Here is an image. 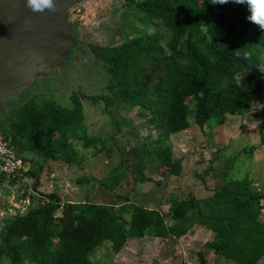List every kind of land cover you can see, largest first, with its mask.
Returning a JSON list of instances; mask_svg holds the SVG:
<instances>
[{
    "label": "trees",
    "instance_id": "1",
    "mask_svg": "<svg viewBox=\"0 0 264 264\" xmlns=\"http://www.w3.org/2000/svg\"><path fill=\"white\" fill-rule=\"evenodd\" d=\"M128 2L149 22L163 25L171 39L164 45L160 33L148 34L119 46L94 48L96 59L106 66L108 91L114 95L94 97V102L102 100L107 108L120 103L141 106L167 136L190 130L192 118L205 129L227 115H242L255 101L264 103V29L247 20L245 5L211 0ZM73 101L72 110L52 102L43 106L30 102L12 125L13 135L4 133L20 155L19 137L44 158L43 168L29 173L36 178L37 190L47 165L80 162L72 137L85 115L81 99L75 96ZM84 142L90 145V140ZM157 157L160 166L151 175L180 177L183 161L173 159L170 148ZM131 167L138 173V186L147 181L163 184L149 177L147 165ZM5 178L0 174V181ZM122 198L125 202L116 208L63 202L58 193L41 194L36 208L7 226L0 264H110L94 260L106 244L119 255L130 241L181 238L195 224L214 234L205 245L214 254L212 264H259L264 258V192H253L249 182L227 185L206 199L173 200L168 217L180 222L173 227H168L160 210L133 203L129 196ZM200 258L201 264L211 263L208 253Z\"/></svg>",
    "mask_w": 264,
    "mask_h": 264
},
{
    "label": "rangeland",
    "instance_id": "2",
    "mask_svg": "<svg viewBox=\"0 0 264 264\" xmlns=\"http://www.w3.org/2000/svg\"><path fill=\"white\" fill-rule=\"evenodd\" d=\"M69 22L79 46L72 49L68 62L58 63L53 72L37 74L21 95L6 100L0 130L12 136V125L19 122L30 102L39 106L52 102L72 110L78 96L85 121L72 142L80 162L47 165L37 190L36 178L29 173L43 168L44 158L29 148L27 139L18 138L21 157L28 162L27 175L0 181V243L9 223L36 208L41 194L58 193L63 202L115 204L116 208L125 202L122 196H129L133 203L160 210L167 216L168 227H173L180 223L168 217L173 200L206 199L227 185L245 182L253 192H264L263 102L255 101L242 115H227L205 129L192 118L190 130L167 136L141 106L120 103L107 108L104 101L93 100L114 98L108 91L110 76L104 63L96 59L94 48L119 46L157 33L165 45L171 39L166 28L149 22L128 0H85L70 11ZM262 68L264 71V52ZM85 140H90L87 147ZM166 148L171 149L173 159L183 161L180 177L151 175L160 166L157 153ZM139 163L147 165L149 177L163 184L147 181L138 186V173L131 166ZM262 204L264 219V200ZM213 237L211 231L195 224L181 238L130 241L119 255L106 244L98 249L94 260L110 264H201L200 254L208 253L212 264L214 254L207 252L205 245ZM259 264H264V258Z\"/></svg>",
    "mask_w": 264,
    "mask_h": 264
},
{
    "label": "water",
    "instance_id": "3",
    "mask_svg": "<svg viewBox=\"0 0 264 264\" xmlns=\"http://www.w3.org/2000/svg\"><path fill=\"white\" fill-rule=\"evenodd\" d=\"M83 1L55 0L52 8L33 11L27 0H0V114L37 74L68 62L77 46L69 13Z\"/></svg>",
    "mask_w": 264,
    "mask_h": 264
},
{
    "label": "built area",
    "instance_id": "4",
    "mask_svg": "<svg viewBox=\"0 0 264 264\" xmlns=\"http://www.w3.org/2000/svg\"><path fill=\"white\" fill-rule=\"evenodd\" d=\"M25 165L18 148L0 130V174L16 178L26 173Z\"/></svg>",
    "mask_w": 264,
    "mask_h": 264
},
{
    "label": "clouds",
    "instance_id": "5",
    "mask_svg": "<svg viewBox=\"0 0 264 264\" xmlns=\"http://www.w3.org/2000/svg\"><path fill=\"white\" fill-rule=\"evenodd\" d=\"M54 2L55 0H27L28 6L33 11L50 9L53 7ZM211 3L218 5L228 3L245 5L249 13L247 20L264 29V0H211Z\"/></svg>",
    "mask_w": 264,
    "mask_h": 264
},
{
    "label": "flooded vegetation",
    "instance_id": "6",
    "mask_svg": "<svg viewBox=\"0 0 264 264\" xmlns=\"http://www.w3.org/2000/svg\"><path fill=\"white\" fill-rule=\"evenodd\" d=\"M78 46H79V45H78ZM78 46H77V47H78ZM77 47H75V49H77ZM75 49H74V50H75Z\"/></svg>",
    "mask_w": 264,
    "mask_h": 264
}]
</instances>
